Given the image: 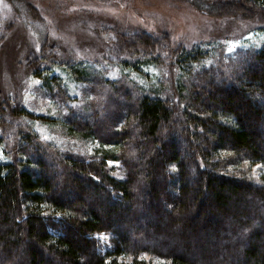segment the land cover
<instances>
[{"label":"trees","instance_id":"16d2710c","mask_svg":"<svg viewBox=\"0 0 264 264\" xmlns=\"http://www.w3.org/2000/svg\"><path fill=\"white\" fill-rule=\"evenodd\" d=\"M241 2L264 12L198 1L215 15ZM176 52L167 88L91 81L90 116L71 123L111 147L97 154L43 141L22 121L44 117L0 95L13 155L0 162V264H264V177L242 166H264V41L210 65L198 47Z\"/></svg>","mask_w":264,"mask_h":264},{"label":"rangeland","instance_id":"374dc122","mask_svg":"<svg viewBox=\"0 0 264 264\" xmlns=\"http://www.w3.org/2000/svg\"><path fill=\"white\" fill-rule=\"evenodd\" d=\"M198 1L0 0V95L43 116L22 122L54 147L83 155L109 150L71 123L90 116L92 80L126 77L145 88H167L178 49L198 47L210 65L264 41L259 29L264 12L254 4H227L215 15L216 10ZM44 55H50L48 60ZM34 61L43 69L39 75L32 71ZM2 145L0 141V162L13 159ZM107 164L113 176L122 177L118 161ZM242 166L255 179L264 177L260 163Z\"/></svg>","mask_w":264,"mask_h":264},{"label":"snow or ice","instance_id":"6c2138e0","mask_svg":"<svg viewBox=\"0 0 264 264\" xmlns=\"http://www.w3.org/2000/svg\"><path fill=\"white\" fill-rule=\"evenodd\" d=\"M109 163H111V162H109Z\"/></svg>","mask_w":264,"mask_h":264}]
</instances>
